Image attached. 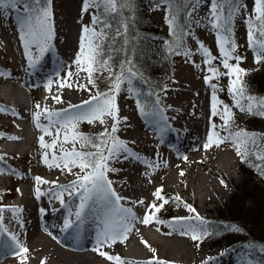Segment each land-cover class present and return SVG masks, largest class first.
<instances>
[{
	"label": "snow or ice",
	"instance_id": "6c2138e0",
	"mask_svg": "<svg viewBox=\"0 0 264 264\" xmlns=\"http://www.w3.org/2000/svg\"><path fill=\"white\" fill-rule=\"evenodd\" d=\"M51 4L52 0H0V19H8L10 15L14 17L29 68H34L39 63L40 58L54 47L55 21ZM130 4L131 0H81L80 15L77 21L81 24V34L79 37V52L74 63L79 70L87 73L88 83L94 88L96 84L95 80L92 79L93 73L109 72V78L112 80L109 90L100 92L97 89L94 95H91L88 100L83 101L80 105H70L71 108L77 109L73 113H69L67 110L52 111L46 107L41 109L40 104L35 105L37 110L33 113L35 126L43 133L39 137L40 147L45 150H53L51 152V162L49 152H43V163L48 167L54 166L62 171L66 169L76 176V179L68 185L60 186L59 191H52L53 198L59 200L62 205H65L63 199L65 193L70 198L79 199V204L74 213L70 212L69 218L64 220L62 230L67 231L74 224L80 222L85 208L91 202L99 221L95 236L97 247L94 251H98L101 257L114 262V264H129V262L124 261L118 255H111L100 249L105 246L111 247L112 244L118 241L123 242L132 232L135 223L144 225L153 222L165 223L156 214L160 213L164 206L169 203V200L162 195L163 188H157L152 195L156 201L161 203L145 204L143 199L132 201L133 204H139L145 208L144 215L137 217L131 207H125L121 204V201L126 198L117 194L112 187V181L107 176V173L117 171L116 168L109 166L110 161L119 162L121 157L125 160L130 158L140 159L128 143L117 136V132L120 130L121 118L116 102V97L120 93L122 85L127 84L129 86L128 91H134L131 85L133 79L138 78L140 73L134 61L130 58H126L119 65L118 72L114 71L110 64L112 58L106 55L110 44H114L118 38H123L124 45L131 43L127 39V21L121 19L114 30L112 23L116 17H123L124 11L129 9ZM205 6L206 12L201 19L199 13L201 8ZM154 10H161L165 13V23L172 37L170 41H165V46L170 55L190 57L193 54L191 49H187L185 43L186 37L194 35L192 25L211 27L215 30L219 57L213 56L211 50L202 41L196 42L198 52L204 58L207 71L210 73V75L204 77V80L212 89L211 117L219 116L222 121L219 131L214 122L210 123V131L204 148L208 149L213 145L219 147L220 144L225 142L232 143L237 155L242 160H247L249 156H252L260 161L255 166L264 173V154L254 152L250 147V145L257 144L255 135L244 130L238 132L231 130L233 118L231 108L218 99L216 95L217 85L211 83L213 78H218L221 75L234 76L235 79L230 80L228 87V92L234 101L233 107L239 108L241 111L247 110L250 113L255 111L264 115V99L257 100L247 96L241 82V77L246 74V70L240 67V64L245 57L237 54L239 45L234 39L233 32V24L237 16H244L247 13L243 19L246 26L247 46L253 52L254 63L264 62V0H253V7L250 11L248 5L242 3L241 0H187V3H185V0H156ZM85 14L90 17V22L87 24L83 23ZM216 59L220 60L222 68L226 70L225 72H221L218 67L213 66V61ZM230 61H235V64ZM191 62L194 63V61ZM72 75L71 71L67 74L69 79ZM52 83L53 81L49 80L46 87L50 88ZM60 86H65V83L61 82ZM68 86L71 87V84H68ZM87 90L90 91V89ZM52 98L57 103L63 102L60 96ZM245 101L246 103H243ZM160 104L161 100L158 95L151 106L137 100V107L142 116L158 117L156 121L157 129L162 137L165 132L170 130V125L168 117L164 114L163 109L159 107ZM5 111L6 109L0 108V112ZM12 115L18 114L13 110ZM42 116L47 121L46 124L41 123ZM108 120L112 121L110 127L107 126ZM123 120H127V117H124ZM81 122L99 123L105 127L98 137H89L76 131L77 125ZM220 131L226 134L221 136ZM45 136L52 138L49 143L45 142ZM7 138L17 139V137ZM66 144H71L72 147L67 149ZM77 144L80 145V149H77ZM85 148L90 150H83ZM3 161L4 156L0 155V162ZM153 166L148 164V167ZM73 168H78L79 173H73ZM180 174L183 175L184 173L181 172ZM35 180L37 185L55 183L42 180L39 176L35 177ZM221 183H224V181L222 180ZM41 195L43 193L37 187V198ZM175 200L179 201L180 197H175ZM185 207L190 212H195V209L190 205L186 204ZM6 210L12 212L20 227H23L22 221L16 215L22 212L21 208L6 209L0 205V236L7 235L9 238L7 241H0V247L12 248L13 252L20 256V264H26L27 257L24 254L28 253L29 249L21 244L15 233L10 232L5 227L3 213ZM44 211L43 208L40 209L41 214H44ZM73 215L75 219L71 218ZM185 219L183 217L174 218L169 226L173 228L176 225L181 226L183 229L181 234L191 233V239L194 241L201 239L198 232L207 235L206 232H202L199 226L184 224ZM195 219L201 220L198 214ZM203 223L201 220V225ZM236 231H239V229H236ZM167 234L171 235V232ZM142 242L150 248L147 241ZM150 250L154 255L147 264H166L165 261L155 257V249L150 248ZM261 250L264 251V246ZM241 264H251V261L244 260L241 261Z\"/></svg>",
	"mask_w": 264,
	"mask_h": 264
},
{
	"label": "rangeland",
	"instance_id": "374dc122",
	"mask_svg": "<svg viewBox=\"0 0 264 264\" xmlns=\"http://www.w3.org/2000/svg\"><path fill=\"white\" fill-rule=\"evenodd\" d=\"M57 1L59 0H52V12L56 10V8H53V5L54 3H57ZM241 2L248 5L249 11L252 9L253 0H241ZM59 7V9H61L63 5H59ZM154 8L155 6L147 8L145 10L143 9V11L141 10L143 12L142 18L146 23V25L144 26V30L147 29L146 31H150V36H153V39H151V44L153 45L162 43V36H167L168 30V26L165 23L164 19L165 13L161 10H154ZM135 11L131 12L127 16L128 21L134 20ZM205 12L206 6L204 8H201L200 10L199 16L201 19L205 15ZM246 15L247 13L244 14V16ZM244 16H237L233 24L234 39L239 45L237 54L245 57L244 61L240 64V67L246 70V74L241 77V82L245 88L247 96H251L257 100H260L264 99V65L262 64V62L254 63L253 52L247 46L246 26L243 23ZM10 19H12L13 21L14 17L10 16ZM83 19L85 24L90 22V17L87 14L84 15ZM4 20L5 19H3V21ZM154 25L157 26V28L155 27L157 31L154 28ZM192 31L194 35L192 37H186L185 42L187 45V49H191L193 54L190 57H185L183 55H174L172 57V73L170 75V79L161 85L164 88L162 91L157 92L153 95V93L156 91V82L160 79V77H151V80L146 77L149 83L140 77L133 79L131 87L134 89V91L132 92L128 91L129 86L127 84H124L123 87H121V91L118 97H116V100H120L127 109L134 112L139 117V122H143V120L145 119L148 120L150 118H153V116H142L137 107V100H140L147 106H151L152 104H154L158 95L161 100V104L159 105V107L163 109L165 113L166 106L169 101L164 100L163 95L171 89H173V92H175L176 89L178 90L180 88L175 86L174 73L177 71V68L186 67L188 69V72L195 74L199 83V87L205 88L204 92H206L210 101V109L203 118L204 125H206L207 127V132L209 133L210 131L211 122H214L217 125L218 131L220 130V125L222 124L220 117H211L212 89L208 84L205 83L204 80V77L210 75V73H208L207 71V65H205L204 63V58L198 52L196 43L197 41H202L204 45L211 50L213 56L219 57V51L216 42L217 34L211 27L196 25H192ZM8 37L11 41V46L13 47L12 41L16 36L12 34ZM72 39L74 41L76 40L75 35L72 36ZM4 40L5 39L4 37H1L0 32V41L3 42ZM53 44L54 47L50 51H48V56H51V52L54 48L57 47L56 41L53 42ZM4 45L0 44V50L4 51V47L5 49H8V43H4ZM13 50L20 52L19 48L17 47L13 48ZM123 56L124 53L122 52V57ZM0 61L3 63L2 64L0 62V64L2 65V67H0V108L6 109L5 112H0V134H3L0 135V140L6 139L3 142L4 146L19 139L26 140V142L29 143L27 151L17 148L15 150L17 153L13 151V155L8 153V151L5 152V154H10V157L13 160L10 161V167L0 166V174L3 173L5 175H9V170H11L13 171L12 175L14 179H12L10 183L5 182L2 186H0V189H5L0 193V205L3 206L4 204H10L11 202H14L15 200L13 199L17 197L18 189H20L24 185V183L28 181L29 183L32 182L33 187H39L41 192H48V203L53 204L51 208L56 207L61 203L59 202V200H57L56 202V199H54L52 196V191H59L60 188H54V186H51L47 183L37 185L34 175L39 176L42 180H45L43 178L60 179L58 181H68L76 178V176L69 173L66 169L62 171L61 169H58L54 166L48 167L43 163V152H49V159L51 162V152L53 150H45L40 147L39 137L41 135L35 136L34 134L41 131L35 126L33 113L37 110L35 108L36 104H40L41 109L46 107L52 111L57 110L55 104L56 102L52 97L56 95V89L58 88V85L61 84V82H59L58 84L53 82L50 88L46 87L48 81L50 80V76H54L55 70L48 69L46 67L39 68V65H36L32 72V68L26 66L25 63L22 62L21 57H19L18 60L12 62L10 59H6L5 55L0 52ZM191 61H194V63H192ZM122 62L123 61L118 64L117 69L112 67L113 70L118 72L119 65ZM230 62L235 64V61ZM24 65V68H26L27 70L26 72L31 71L34 83L39 82V84L43 85L40 90L29 88V84L23 82L28 75L24 72V70L18 72L13 71L15 68H19L22 70ZM213 66L218 67L221 72L226 71L222 68L219 59L213 61ZM67 67L78 68L75 63L68 64ZM67 67H65V69ZM161 67H163V65H161ZM109 77L110 73L107 71L94 72L92 77V79L95 80L96 84V87L94 88L91 84L88 83L87 73L83 72L81 77L82 88H76V90H85L90 94V96L94 95L97 89L100 92H107L112 83V80ZM56 79H59V77L56 76ZM68 79L69 78H67V82ZM232 79H235V77L221 75L218 78H213L211 83L217 85L216 95L218 99L223 101V103L228 104L231 108V111L233 113L231 130L233 132L244 130L250 134H254L264 125V115L258 114L255 111L252 113L248 112L247 110L241 111L239 108L233 107L234 101L232 99V96L228 92L230 80ZM67 82L65 83V86H63V89L67 93H70L72 89L69 88ZM8 87L14 88L16 91L20 92V94L16 92L10 93V91L5 92L6 88ZM25 88L27 89L25 90ZM137 88H139L140 90L137 91ZM87 89H90V91ZM142 89L144 91H142ZM168 99H172V97ZM40 102H42V104ZM243 103H246V101ZM18 107H22L21 111ZM13 110L18 115H12ZM75 111H77V109H72L68 112L73 113ZM154 120L157 121V118H155ZM41 123H47L43 116L41 117ZM111 123L112 121L108 122L107 126L110 127ZM13 124H16L17 126L19 125L21 126V128L23 127L24 130L28 129L29 134L26 136L23 131V133L18 134L19 138L17 140L7 138L8 136L14 137L16 134L17 129L13 126ZM139 124L137 125V127L139 126ZM169 125L171 127L175 126L174 123H171ZM104 127V125H100L99 123L88 124L86 122H81L77 125L76 131L83 133L84 135H87L89 137L95 138L98 137V135L103 131ZM119 129L120 130L117 132V136L124 141L127 140L128 145L132 146L133 144L130 141L134 138L132 137L133 132L129 130L125 131L120 125ZM172 130L174 131L172 133L173 135L167 131L162 137L158 129H155L154 132H148L150 133V137L146 142L144 141L142 143L141 155H138L140 159L136 160L132 158V161L134 163L133 166H127L130 169L134 170L133 173H127L129 178H133V180L143 183H146V181L148 180L157 185L160 184V181H158L156 177L158 173L159 175H164L166 174V172L171 173L179 170L177 174L185 179L190 173L189 159H193L195 157L194 154L197 155L199 153L201 154L202 152L211 151L217 156H228L230 152H232V149L230 148L232 143L225 142L220 144L219 147L213 145L208 149H205L204 144L206 143V141L200 148L195 151H191L190 145H188V143H179V139H181L180 133L175 129ZM12 131H15V133ZM225 134L226 133H224L223 131H220L221 136ZM5 135H7V137H4ZM51 139V137L45 136L46 143H49ZM169 143H173L175 146L169 145ZM168 145L169 147L171 146V148H168V152L174 157V163L171 165L164 161V153L165 151H167L165 148H167ZM65 147L67 149H70L72 145L66 144ZM76 147L77 149H80L79 144H77ZM262 149L263 150L261 154H264V145ZM83 150L86 151L90 149L85 148ZM6 156L8 157V155ZM249 159L253 160L255 165L260 163V161L256 160L252 156H249L247 160H242L241 157L237 155L234 172L231 175L228 176L227 173H224V175L214 177L211 173H209L210 177H212L213 180L219 185L221 192L216 199L204 202L202 206L203 208L198 213V216L204 222L202 225L201 220L195 219L196 215H193V217H191L192 220L189 224L193 226H199L202 232H206L207 235H203L201 234V232H198V234L201 235V239L196 241L192 240L191 237H189V245L187 246V250L190 251L184 256L185 260L186 258L188 259L192 257V255L199 254L200 252L207 255L217 254L218 257L223 253L225 257L219 260L220 262L226 260L231 261V263L234 264H241V261L250 260L251 264H264V251L261 250L262 246H264V223L260 220L256 222L253 215V213L258 211V209H260L261 212H264V173L261 172L263 178L262 180H259V177L257 176L258 168L254 165V163L252 165V162H250ZM145 161H147V163H145ZM148 164H152L154 166L148 167ZM109 166L117 169L118 167H126V164L123 157H121L119 162L110 161ZM72 171L73 173H79L80 170L78 168H73ZM181 172H183L184 174L181 175ZM117 174V171L109 172L107 173V176L108 179L112 181V187L115 189L117 194L126 198L125 200L121 201V204L123 206L134 208V206L128 204L129 201H137L139 195H143L145 192L151 199V201L147 204L161 203L160 201H156L152 194H148L149 190L151 189L149 186L145 185L146 187H142L143 185L139 184L128 187L123 182H121V180L116 178ZM222 180L224 181V183H221ZM171 186L173 189L178 188L175 186V183H172ZM162 195H164L165 198L169 200V203L166 204L161 212L157 213L156 215L165 223L159 224L153 222L149 225H144L141 223L137 225V228L146 229L149 226H155L156 228L169 232L170 230H176V228L179 227V225H176L173 228L169 225L172 224L174 218L178 217V214L183 205L181 201L187 200L186 193L181 194L179 201H176L175 196H173L172 194L165 193ZM233 195H235L234 200H232ZM63 199L66 198L64 197ZM74 204H79L78 198L74 199ZM140 211L143 216L145 212L144 206H142ZM69 213L70 211L68 210V208L63 207L58 217H60L61 219H65L66 217L64 216H68ZM97 220V214L93 210V206L90 202L89 206L84 210V214L81 219L82 225L91 224V222ZM209 223H211L212 227L214 226V224H217L225 230H217L216 233L210 234L208 226ZM236 229H239V231H236ZM133 237L134 232L132 231L128 235L127 239H125L123 242L118 241L117 245L122 250H124L125 244L129 242ZM219 261L218 263H220Z\"/></svg>",
	"mask_w": 264,
	"mask_h": 264
},
{
	"label": "bare ground",
	"instance_id": "6f19581e",
	"mask_svg": "<svg viewBox=\"0 0 264 264\" xmlns=\"http://www.w3.org/2000/svg\"><path fill=\"white\" fill-rule=\"evenodd\" d=\"M59 5H63V7L59 9ZM53 8H56L53 12V18L55 21V38L53 42L56 41L57 47L53 49L51 56H48V52H46L36 65H39V68L47 66L54 67L55 74L54 76H50L49 79L56 84L59 82L66 83L68 72L71 71L73 73L67 82L68 84H71V87L69 88L72 89V91L67 93L64 91L63 87L58 85L55 95L60 96L63 101L62 103H57L55 101L57 108L56 111H69L75 109L71 108L70 105H80L90 97V94L87 91L76 90V88H82L81 77L84 71L79 70V68L67 67L68 64L74 63L79 52L81 24L77 21L80 15L81 0H59L57 3H54ZM10 16L4 21L3 19H0L1 37H4L5 39L3 42L0 41V44L4 45V43H8L9 45V50L4 47V51L0 50V52L5 55L6 59H10L12 62L21 57L22 62L28 66L23 43L19 38L17 25L14 20L12 21V19H10ZM12 34L16 36L12 41L13 47L11 46V41L8 37ZM73 35L76 37L75 41L72 39ZM16 47L19 48L20 52L13 50V48ZM0 67H2L1 64ZM65 67L67 68L65 69ZM33 69L34 68H32V70ZM56 76H58L59 79H56ZM174 83L176 87L180 88L178 90L176 89L175 92L171 89L163 95L164 100L169 101L164 114L168 117L169 124H175L173 127L170 126L168 132L172 134L174 132L172 129H175L180 133L181 139H179V143H188V145H190V150L195 151L207 140L208 132L206 125H204L203 118L210 109V101L206 92H204L205 88L199 87L195 74L188 72L186 67L177 68V71L174 73ZM121 87H123V85ZM7 91L20 94V92L12 87L6 88L5 92ZM170 97H172V99H168ZM116 102L119 107V117L121 118L120 126L125 131L129 130L133 132L132 137L134 138L130 141L133 145L130 146V148L137 155H141L142 143L144 141L146 142L150 137V133L148 132H154L155 129H157V123L154 119H158V117H153L148 120L142 119L143 122H139V117L134 112L127 109L120 100H116ZM40 103L42 104V102ZM18 108L21 111L22 107ZM124 117H127V120H123ZM108 122H111V120H108ZM138 124L139 126L137 127ZM13 126L17 129L14 136L17 137V139L19 138L18 134L23 133V131L26 136L29 134L28 129L24 130L23 127L21 128V126H17L16 124H13ZM13 132L15 133V131ZM254 135L257 144L250 145V147L255 152L261 153L264 145V125L254 133ZM4 137H7V135ZM28 145L29 143L26 142V140L19 139L0 148V155H13V151L17 148L27 151ZM169 145L174 144L169 143ZM169 145L165 148L167 151L164 153V161L171 165L174 163V157L168 152V148H171ZM230 148L232 149V152H230L228 156H217L211 151L202 152L197 155L194 154L195 157L189 159L190 173L185 179L177 174L178 170L171 173L166 172L164 175H159L158 173L156 177L157 180L160 181V184L157 185L148 180L146 183L133 180V178H129L127 175V173H133L134 171L127 167L133 166L134 163L132 158L127 160L124 159L126 167L117 168L118 174L116 178L121 180V182L128 187L139 184L143 185L142 187L147 185L151 188L148 194H153L157 188L161 187L163 188L162 194L169 193L175 197H180L181 194L186 193L187 200L181 201L183 205L178 217L186 218L183 223L189 224L192 220L191 217L199 213L203 208L202 206L205 201L214 200L220 195V187L213 178L210 177L209 173L214 177H217L219 175H224V173H227L229 176L234 172L237 153L233 144ZM6 151L10 154H5ZM0 166L5 167L6 165L3 162H0ZM34 177L37 176L34 175ZM43 179L49 182H55L47 184L59 189L60 186L68 185L76 178L68 181H58L60 179L55 178ZM4 183L5 179H3L0 174V185H3ZM172 183H175V186L178 188L173 189L171 186ZM42 193L43 195L37 198L36 188L32 186V182L29 183L26 181L17 191L16 200L10 204L3 205L6 209L14 207L22 209L21 213L16 214L19 217V220L23 223L22 228L17 219L14 218L12 212L6 210L3 213V216L5 227H7L10 232L15 233L21 244L29 249L28 253L24 254L27 257L26 264H42V262L43 264H114V262L101 257L98 254V251H94L97 247L95 236L99 225L98 220L86 225H82V222L80 221L67 231H63V222L65 219L69 218V215L64 216L66 217L65 219H61L58 216L63 207H67L70 212L74 213L77 207V205L74 204L75 198H70L65 193L63 198L65 197L67 200L65 201V205L67 206L58 204L56 207L51 208L53 204H49L47 201L49 193ZM140 199H143L145 204L151 201L146 192L143 195H139L137 201ZM132 201L133 200L129 201L128 204L134 206L132 209L137 217H142L140 211L142 205L133 204ZM186 204L194 208L195 212H190L188 208L185 207ZM41 208L45 210L44 214H41ZM71 218L75 219L74 215ZM138 224L141 223L134 224L132 230L134 232V237L125 244L124 250L117 245V242L112 244L111 247L105 246L100 250L111 255H118L124 261L129 262V264H147L154 255L150 248L155 249V257L165 261L166 264H234L231 263V261L226 260L220 262L219 260L223 259V257H225L224 255L218 257L217 254L207 255L202 252L192 255V257L188 259L186 258L185 260L184 256L190 251L187 250V246L189 245V237H191V233L182 235L181 231L183 229L179 226L176 230H170L169 232H171V235H169L167 234L169 233L168 231H163L155 226H149L146 229L137 228ZM75 227L86 228L82 229L81 233H78V230L75 231ZM49 233H51V235H49ZM53 237H55V239H53ZM8 239V236L4 235V238H0V241H7ZM142 241H147V245H149L150 248ZM0 249V264H20V256L16 255L12 248L3 247L2 249V247H0ZM218 261L220 263H218Z\"/></svg>",
	"mask_w": 264,
	"mask_h": 264
},
{
	"label": "trees",
	"instance_id": "16d2710c",
	"mask_svg": "<svg viewBox=\"0 0 264 264\" xmlns=\"http://www.w3.org/2000/svg\"><path fill=\"white\" fill-rule=\"evenodd\" d=\"M185 3H187V0H185ZM155 5L156 0H131L129 9L124 11L123 17L118 16L112 21L114 30V28L119 25L121 19L128 21L127 16L136 10L134 20L128 21L127 39H129L131 43L129 45H124L123 38H118L114 44H110L106 51V55L111 56L112 58L110 61L111 66L116 69L121 61H124L126 58H130L134 61L136 68L140 73V78L147 81L146 77L150 80L152 79L151 77H160V79L156 82V91L153 95L162 91L163 86L161 85L170 79V75L172 73V57L174 56L169 54L168 49L165 46V41H170L172 39L169 34V28L167 30V36L162 37L163 42L155 45L151 44L153 36H150V31H146L147 29L144 30L146 23L142 18V11L143 9L145 10L147 8L154 7ZM155 27L157 28L156 25H154V28ZM122 52L124 53L123 57ZM262 64L264 65V62H262ZM161 65H163V67H161ZM142 91L144 90L142 89ZM249 161L252 162L253 165V160L249 159ZM257 176L259 177V180H262L263 177L261 175V171L258 169ZM234 196L235 195H233L232 200H234ZM253 215L256 222L260 220L264 223V212H261L260 209L253 213ZM208 226L210 234L216 233L217 230H225L217 224H214L216 228L214 226L212 227L211 223H209Z\"/></svg>",
	"mask_w": 264,
	"mask_h": 264
}]
</instances>
